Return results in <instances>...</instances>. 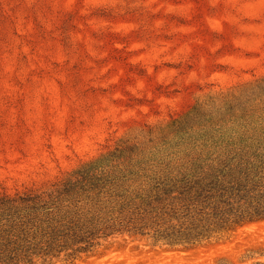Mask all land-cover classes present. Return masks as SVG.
Segmentation results:
<instances>
[{
    "label": "rangeland",
    "instance_id": "rangeland-1",
    "mask_svg": "<svg viewBox=\"0 0 264 264\" xmlns=\"http://www.w3.org/2000/svg\"><path fill=\"white\" fill-rule=\"evenodd\" d=\"M260 123L264 0H0V198ZM73 264H264V219L188 249L116 235Z\"/></svg>",
    "mask_w": 264,
    "mask_h": 264
},
{
    "label": "trees",
    "instance_id": "trees-1",
    "mask_svg": "<svg viewBox=\"0 0 264 264\" xmlns=\"http://www.w3.org/2000/svg\"><path fill=\"white\" fill-rule=\"evenodd\" d=\"M181 154L115 155L50 191L0 198V264H73L116 235L188 249L264 219V124ZM131 153H134L131 150Z\"/></svg>",
    "mask_w": 264,
    "mask_h": 264
}]
</instances>
